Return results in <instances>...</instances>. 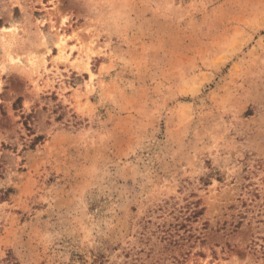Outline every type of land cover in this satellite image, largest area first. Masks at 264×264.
<instances>
[{"label":"rangeland","instance_id":"1","mask_svg":"<svg viewBox=\"0 0 264 264\" xmlns=\"http://www.w3.org/2000/svg\"><path fill=\"white\" fill-rule=\"evenodd\" d=\"M0 264H264V0H0Z\"/></svg>","mask_w":264,"mask_h":264},{"label":"trees","instance_id":"2","mask_svg":"<svg viewBox=\"0 0 264 264\" xmlns=\"http://www.w3.org/2000/svg\"><path fill=\"white\" fill-rule=\"evenodd\" d=\"M199 202H200L199 200L195 201L194 207H192L190 213L186 215V217L182 218V221H178L176 223L164 222L163 224H160L159 225L160 232L163 233L162 238L168 240L170 243H175V244L180 243L181 240H184L186 238L185 232L189 231L190 229H185L184 233H180V230L187 226L186 221L192 218L199 217V215H201L204 211V207L203 208L198 207ZM176 220H178L177 217Z\"/></svg>","mask_w":264,"mask_h":264},{"label":"bare ground","instance_id":"3","mask_svg":"<svg viewBox=\"0 0 264 264\" xmlns=\"http://www.w3.org/2000/svg\"><path fill=\"white\" fill-rule=\"evenodd\" d=\"M5 29V28H4Z\"/></svg>","mask_w":264,"mask_h":264}]
</instances>
